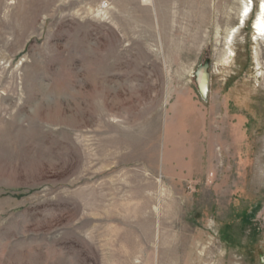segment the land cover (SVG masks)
Returning a JSON list of instances; mask_svg holds the SVG:
<instances>
[{"label":"rangeland","instance_id":"1","mask_svg":"<svg viewBox=\"0 0 264 264\" xmlns=\"http://www.w3.org/2000/svg\"><path fill=\"white\" fill-rule=\"evenodd\" d=\"M251 1L0 0V264H264Z\"/></svg>","mask_w":264,"mask_h":264},{"label":"water","instance_id":"2","mask_svg":"<svg viewBox=\"0 0 264 264\" xmlns=\"http://www.w3.org/2000/svg\"><path fill=\"white\" fill-rule=\"evenodd\" d=\"M210 60L206 59L194 72V82L200 99L204 102L208 100L210 90Z\"/></svg>","mask_w":264,"mask_h":264},{"label":"bare ground","instance_id":"3","mask_svg":"<svg viewBox=\"0 0 264 264\" xmlns=\"http://www.w3.org/2000/svg\"><path fill=\"white\" fill-rule=\"evenodd\" d=\"M239 1H240V9L238 16H239V20L243 21L250 12L252 1L251 0H239ZM254 31L258 34V36L262 40H264V6H261V12L258 14L257 19L254 23Z\"/></svg>","mask_w":264,"mask_h":264},{"label":"crops","instance_id":"4","mask_svg":"<svg viewBox=\"0 0 264 264\" xmlns=\"http://www.w3.org/2000/svg\"><path fill=\"white\" fill-rule=\"evenodd\" d=\"M173 154L169 151L168 147H165V151L163 152V157H162V168L164 172L166 173H171L173 171L174 173H177L179 171L182 172L183 170V163L181 161V156L175 160L172 156ZM173 161H175V164H173ZM187 170L188 172H193L194 168L192 164L187 165Z\"/></svg>","mask_w":264,"mask_h":264},{"label":"snow or ice","instance_id":"5","mask_svg":"<svg viewBox=\"0 0 264 264\" xmlns=\"http://www.w3.org/2000/svg\"><path fill=\"white\" fill-rule=\"evenodd\" d=\"M262 6H264V5H262Z\"/></svg>","mask_w":264,"mask_h":264}]
</instances>
